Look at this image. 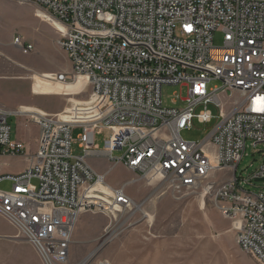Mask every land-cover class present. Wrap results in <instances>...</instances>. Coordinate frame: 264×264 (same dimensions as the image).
I'll list each match as a JSON object with an SVG mask.
<instances>
[{"label": "built area", "instance_id": "2783aa9c", "mask_svg": "<svg viewBox=\"0 0 264 264\" xmlns=\"http://www.w3.org/2000/svg\"><path fill=\"white\" fill-rule=\"evenodd\" d=\"M14 1L35 4L62 26L58 44L70 68L44 77L52 82L83 77L87 97L77 106L90 115L72 122L0 106V156L27 160L22 172L0 175V183L10 186L0 189V217L43 264L67 262L81 214L115 218L140 204L125 191L134 179L156 180L173 196L211 195L230 220L239 248L264 264V191L242 188L264 178V161L246 178L236 176L247 141L264 144V0ZM217 31L222 42L215 46ZM13 44L23 54L34 48L20 35ZM163 85L185 87L186 96L173 108L162 107ZM12 116H27L37 126L33 154L11 137ZM194 120L216 123L199 140L183 139L181 131ZM101 126L115 132L100 150L88 135ZM75 129L80 155L70 149ZM88 157L120 163L135 178L113 187L105 180L108 169L96 171ZM111 221L98 247L114 236ZM77 264L110 262L85 257Z\"/></svg>", "mask_w": 264, "mask_h": 264}, {"label": "rangeland", "instance_id": "374dc122", "mask_svg": "<svg viewBox=\"0 0 264 264\" xmlns=\"http://www.w3.org/2000/svg\"><path fill=\"white\" fill-rule=\"evenodd\" d=\"M62 29L33 3L0 0V106L10 110L19 108L20 111L58 114L61 119L69 121L89 119L84 108L77 106L78 101L87 97L86 91L83 92L85 84L71 86L44 77L70 68L66 53L58 44ZM17 35L33 44L31 52L23 54L13 44ZM221 42L222 33L217 31L213 43L218 46ZM185 96V87L163 85L162 107L173 108ZM209 109L213 114L217 113L213 106ZM215 123L213 120L201 124L194 120L192 128L181 131L180 135L185 140H199ZM9 124L11 137L20 128L26 142L34 143L35 125L27 116H12ZM94 130L99 132L88 136L101 150L104 140L112 137L115 128L101 126ZM79 131L72 132L70 149L73 155L82 154L77 146ZM246 144L236 169L239 179L246 178L264 161L263 143L255 147L249 141ZM120 155L119 150L113 152V157ZM87 159L95 169L102 172L108 169L105 180L112 186L135 178L132 172L119 165L109 168L112 161L105 157ZM24 164L25 161L18 156L10 170L21 169ZM134 180L137 181L126 185L125 191L141 206L136 210H123L115 218L100 212L81 214L79 228L73 230L65 264H77L85 257L106 259L110 264H259L239 248L230 220L219 212L211 195L202 197L201 192H193L173 196L160 188L156 180L151 183ZM36 185L37 181L32 180L31 186ZM9 187L8 183H0V189L8 190ZM242 188L250 192L264 191V181H253ZM110 221L114 236L98 247ZM17 234L16 229L0 217V264H43L32 245Z\"/></svg>", "mask_w": 264, "mask_h": 264}, {"label": "crops", "instance_id": "0c3cea01", "mask_svg": "<svg viewBox=\"0 0 264 264\" xmlns=\"http://www.w3.org/2000/svg\"><path fill=\"white\" fill-rule=\"evenodd\" d=\"M34 136H35L34 143H28V142H26L25 136L21 133L20 128H18V130L16 132H13L12 138L13 139H16L19 142H22L25 145V147L28 149L27 150V153L28 154H33L34 151L36 150V138L38 136V128H37L36 125H35ZM18 156H0V175H4V174H16V173L22 172L27 167V160L23 156H19V157H22V159L25 161L24 167H22L21 169L19 168V169L10 170V168L13 166V162L15 161V158H18ZM92 164L95 165L93 162H92ZM116 165H119V167H121V169H123V170L126 169L120 163L119 164L112 165L111 167L116 166ZM96 171L102 172L99 169H96ZM124 182H126V180H124L121 184H123ZM4 183L7 184L8 182L7 181H4ZM113 187H116V186H113ZM80 220H81V218L79 216V218H78V220H77V222H76V224L74 226V230H77L79 228Z\"/></svg>", "mask_w": 264, "mask_h": 264}, {"label": "bare ground", "instance_id": "6f19581e", "mask_svg": "<svg viewBox=\"0 0 264 264\" xmlns=\"http://www.w3.org/2000/svg\"><path fill=\"white\" fill-rule=\"evenodd\" d=\"M57 83H60V84H66V85H71V86H78V85H81V84H86V81L83 77H79L77 78L75 81L73 82H57ZM22 112H31V113H37V112H33V111H22ZM69 121V120H68ZM87 121V120H85ZM72 122H80V121H72ZM84 122V121H83ZM101 185V184H100ZM200 195L202 197H205L204 193H200ZM216 204V203H215ZM141 206V204H138L137 206H135V210L138 209L139 207ZM87 258V257H86Z\"/></svg>", "mask_w": 264, "mask_h": 264}, {"label": "water", "instance_id": "95a60500", "mask_svg": "<svg viewBox=\"0 0 264 264\" xmlns=\"http://www.w3.org/2000/svg\"><path fill=\"white\" fill-rule=\"evenodd\" d=\"M254 181L255 182H257V181H264V178L255 179Z\"/></svg>", "mask_w": 264, "mask_h": 264}]
</instances>
